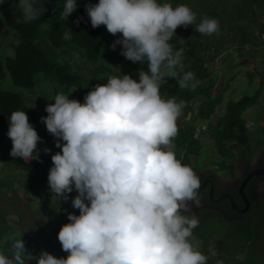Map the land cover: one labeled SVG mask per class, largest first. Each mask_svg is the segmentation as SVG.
I'll list each match as a JSON object with an SVG mask.
<instances>
[{"label": "clouds", "instance_id": "obj_1", "mask_svg": "<svg viewBox=\"0 0 264 264\" xmlns=\"http://www.w3.org/2000/svg\"><path fill=\"white\" fill-rule=\"evenodd\" d=\"M17 6L25 22L40 20L45 11L37 0H17ZM77 8L78 0H64L60 19ZM84 8L92 28L103 25L119 34L110 47L120 45L123 57L146 63L147 71L139 70L138 79L109 76L83 102L57 94L46 105L40 119L60 149L51 155L49 191L65 201L75 191L71 204L79 215L68 213L57 233L66 257L28 253L21 233L10 254L0 252V264H207L193 236L199 220L189 215V202L199 204L200 179L174 150L184 105L163 98L161 87L165 78L181 89L199 83L185 71L182 50L170 43L176 29L194 25L212 35L219 22L203 17L196 24L187 5L173 7L167 0H98ZM6 135L13 159H39L41 137L24 110L10 114Z\"/></svg>", "mask_w": 264, "mask_h": 264}, {"label": "trees", "instance_id": "obj_2", "mask_svg": "<svg viewBox=\"0 0 264 264\" xmlns=\"http://www.w3.org/2000/svg\"><path fill=\"white\" fill-rule=\"evenodd\" d=\"M96 2L98 0H78L77 10L66 21L60 19L64 0H37V6H44L45 11L40 20L31 22L24 21L17 0H4L0 5V79L7 77L13 86L24 89L0 87V164H10L12 171L17 170L16 173L12 172L13 180L19 181L22 193L40 198L43 202L40 212L44 211V206H48L51 212L44 214L48 223L47 241L59 248L61 245L57 233L60 227L69 222L68 213L79 215V210L71 204V199L77 194L75 191L69 193L65 201L57 200L47 189L48 170L52 166L51 155L60 149L54 146L55 138L41 122L40 118L47 115L45 107L54 102L57 94H70L69 99L83 102L87 92L98 83H107L109 76L121 73L138 79L139 70L147 71L146 63H133L123 57L120 45H116L115 50L110 47L119 34L113 36L103 25L91 27L84 5ZM167 2L173 7L180 5L178 0ZM224 14L218 18L219 30L212 35H200L189 30L188 26L176 29L170 43L174 50H182L185 71H192L199 83L194 90L181 89L176 80L165 78L161 94L165 99L174 97L184 105L181 114L186 120L177 124L178 134L173 140L176 157L182 164L191 166L192 156H198L204 145L212 146L218 155L216 167L231 178L236 175L234 159L252 163L258 152L250 137L253 129L241 114L260 98L264 86V63L257 87L251 93L244 92L235 99H224V93L235 73L219 83L211 68L216 65V54H221L229 47L241 48L239 51L243 55L247 51V43L250 47L264 43V0H246L245 7H239L236 15L232 12ZM80 17L82 19L78 21ZM3 45L8 47L10 54L1 51ZM254 74V70L246 72L249 83ZM75 90H78V94ZM220 103L221 111L211 120L215 107ZM35 106H39L38 109ZM15 110L26 112L29 122L41 137L37 145L39 159L27 162L20 158L13 159L9 155L12 144L6 133L10 114ZM45 147L50 152L45 153ZM256 163L263 165L264 159ZM8 167L3 169L0 165V174ZM254 177L264 178V174ZM260 201L262 203L264 198H259L254 204ZM240 226L241 237L251 243L254 228L248 229L243 224ZM6 229L14 234L13 240L6 244V255L10 254L11 245L20 238L21 233L28 253L34 256L38 254L34 248L29 247L31 229L27 224L23 228L13 227L6 220L5 211H0V234ZM204 237L201 242L207 247L208 237ZM203 254L208 257L207 264H217L218 261L229 264L223 255L211 253L209 248ZM53 255L63 257L57 251ZM245 262L263 264L253 258ZM234 263L242 264L238 259Z\"/></svg>", "mask_w": 264, "mask_h": 264}, {"label": "rangeland", "instance_id": "obj_3", "mask_svg": "<svg viewBox=\"0 0 264 264\" xmlns=\"http://www.w3.org/2000/svg\"><path fill=\"white\" fill-rule=\"evenodd\" d=\"M245 1L246 0H178V3L187 5L193 11L196 15L195 23L199 24L203 17L215 18L218 21L219 17L225 15L224 12L230 14L232 12L233 15H236L239 7H241V9L242 6L245 7ZM188 27L189 30L195 32L194 25H189ZM246 46L247 51L243 55L239 51L241 48L238 49L235 48V46L223 50L221 54H216V65L211 68V72L216 80L222 83L230 74L235 73L234 78L229 82L228 90L224 93V99H235L244 92L251 93L257 87L256 83L260 79L259 74L264 63V43L258 44L255 47H250V44L247 43ZM1 51L5 54H10V50L6 45H3ZM67 57L70 58L68 55ZM250 70L255 71L251 83L247 81L246 75V72ZM0 87L15 88L24 91V89L13 86L7 77L0 79ZM75 92L78 94V90H75ZM259 95L260 98L258 102L247 107L241 114L246 119L248 126L253 129L250 137L258 150V152L255 153L256 156L252 163L264 159V86ZM221 106L222 104L220 103L215 107L210 117L211 120L215 119L216 115L221 111ZM38 107L39 106H35V109H38ZM185 120L186 117L180 114L176 123L181 124ZM199 123L200 121L198 120V127L200 126ZM6 131L7 128L4 129V132ZM262 146L263 149L261 148ZM217 158L218 155L216 150L212 146L204 145L198 156H192L190 158V167L195 170H210L218 175H223V172L215 165ZM233 162L235 164L236 175L239 176L241 174V169H238L236 166L238 165L239 159H234ZM0 165H2L3 169H6V166L9 165L7 170L0 174V211H5L6 220L13 227L20 226L23 228V225L27 224L31 229L29 234L33 239L32 244L35 241L47 239L49 237L48 223L44 214H49L51 212L50 209L48 206H44V211L40 212L43 207V202L40 198H32V196L29 197L22 193L23 191L21 192L19 188V181L13 180L12 172L16 173L17 170L12 171V165L10 164L6 165L2 163ZM256 185L259 188V194L255 196V201L259 198H264V178H257ZM47 189L49 190V187ZM252 215L254 221V239L246 246L245 252L238 251L236 254L238 257H231L228 253L224 254V259L227 260L229 264H233L237 258H239L238 260L242 264H246L245 260L248 261L249 258H253L264 264V201L262 203L260 201L256 204ZM211 223L209 228L212 226L218 229L224 227L223 223L215 220L211 221ZM206 230H199L194 236L195 239L200 242V251L202 253L206 250L205 244L201 242V240L205 238L204 236L208 234ZM228 234H226V237H228V246L234 251L237 249L235 240H230V235L228 236ZM13 235V232L7 229L1 232L0 252L5 254L6 244L11 242L10 240H13Z\"/></svg>", "mask_w": 264, "mask_h": 264}, {"label": "flooded vegetation", "instance_id": "obj_4", "mask_svg": "<svg viewBox=\"0 0 264 264\" xmlns=\"http://www.w3.org/2000/svg\"><path fill=\"white\" fill-rule=\"evenodd\" d=\"M260 164L261 163H246L239 159L238 165L236 166L238 169H241V174L231 178L226 177L224 174L218 175L210 170L194 171L200 179V188L197 195L199 204L195 205L189 202L191 209L189 215H195L199 220L198 226L193 229V236H195V233H198L199 230L203 231L207 229L206 231H208V234L206 235L208 238L206 248H209L211 253L213 252L216 255L222 254L223 256L228 253L231 257H238L236 255L238 251L245 252L246 246L250 244V240L245 241L240 237L242 233L240 224L247 226L248 229L254 228L252 213L256 206V204H254L255 196L259 194V188L256 185L257 178L251 176L244 185V193L249 201L246 207L238 194V185L248 170ZM229 195L232 196L235 203L234 205L231 203ZM213 220L223 223L224 227L221 229L213 226L209 228ZM226 234H228V236L230 235V240H235L237 246L236 250L232 251L229 248ZM47 239L38 240L32 244L33 239L31 237L29 247L34 248L38 254L41 250L48 252L55 246H52ZM55 252L56 251H54L53 254ZM60 254L63 257L66 256V253Z\"/></svg>", "mask_w": 264, "mask_h": 264}, {"label": "water", "instance_id": "obj_5", "mask_svg": "<svg viewBox=\"0 0 264 264\" xmlns=\"http://www.w3.org/2000/svg\"><path fill=\"white\" fill-rule=\"evenodd\" d=\"M262 174H264V164L263 165H259V166H255V167L251 168L250 170H248L245 173V175L241 179V181H240V183L238 185V194L242 198L243 202L245 203V207L248 205V202H249L248 199L245 196V193H244V185H245L246 181L251 176H254V175H262ZM229 197H230L231 203L234 205L235 203L233 201L232 196L229 195ZM54 251H58L59 253H62V254L64 253V251L61 248L57 247V246L52 247L48 252L53 255V252ZM26 264H27V262H26Z\"/></svg>", "mask_w": 264, "mask_h": 264}]
</instances>
